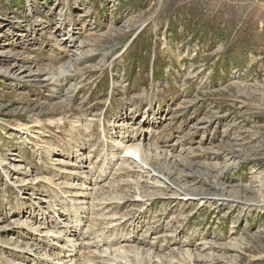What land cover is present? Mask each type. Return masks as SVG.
<instances>
[{
    "label": "rangeland",
    "instance_id": "obj_1",
    "mask_svg": "<svg viewBox=\"0 0 264 264\" xmlns=\"http://www.w3.org/2000/svg\"><path fill=\"white\" fill-rule=\"evenodd\" d=\"M72 243L264 264V0H0V262Z\"/></svg>",
    "mask_w": 264,
    "mask_h": 264
},
{
    "label": "bare ground",
    "instance_id": "obj_2",
    "mask_svg": "<svg viewBox=\"0 0 264 264\" xmlns=\"http://www.w3.org/2000/svg\"><path fill=\"white\" fill-rule=\"evenodd\" d=\"M245 87V86H244ZM250 90V89H249ZM137 148H135L134 150H136ZM126 160V159H125ZM50 207V206H49ZM61 233V232H60ZM59 233V234H60ZM65 233H67V232H65ZM69 241V240H68ZM69 242H71V241H69ZM70 244V243H69ZM72 245H73V248H74V250H72V253H71V256L72 257H67L66 259H67V262H70V264H77V261L80 263V264H89L90 263V261L88 260V256H85V252H83V250H82V247H80V245H76L75 243H72ZM68 246H70V245H68ZM78 248V249H77ZM14 249V248H13ZM124 249L125 248H117L116 249V251L118 252V254H119V256H122L121 258H124L125 259V257L123 256L124 255ZM21 251V250H20ZM61 252H63L62 250H61ZM100 253V255H102V256H105V257H107L108 256V254H111V252H107V251H101V252H99ZM87 254H89V252H87ZM192 254V253H191ZM150 255V254H149ZM5 259V258H4ZM8 259V258H7ZM148 259V258H147ZM142 260V259H141ZM5 264H7V263H5ZM180 264V263H179Z\"/></svg>",
    "mask_w": 264,
    "mask_h": 264
}]
</instances>
